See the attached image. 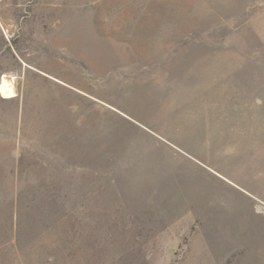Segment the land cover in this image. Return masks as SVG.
I'll return each instance as SVG.
<instances>
[{
    "label": "rangeland",
    "instance_id": "1",
    "mask_svg": "<svg viewBox=\"0 0 264 264\" xmlns=\"http://www.w3.org/2000/svg\"><path fill=\"white\" fill-rule=\"evenodd\" d=\"M0 264H264V0H0Z\"/></svg>",
    "mask_w": 264,
    "mask_h": 264
},
{
    "label": "crops",
    "instance_id": "2",
    "mask_svg": "<svg viewBox=\"0 0 264 264\" xmlns=\"http://www.w3.org/2000/svg\"><path fill=\"white\" fill-rule=\"evenodd\" d=\"M3 28H4V27H3ZM3 28H2V29H3Z\"/></svg>",
    "mask_w": 264,
    "mask_h": 264
}]
</instances>
